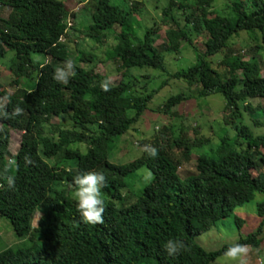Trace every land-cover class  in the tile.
Listing matches in <instances>:
<instances>
[{
	"label": "trees",
	"instance_id": "1",
	"mask_svg": "<svg viewBox=\"0 0 264 264\" xmlns=\"http://www.w3.org/2000/svg\"><path fill=\"white\" fill-rule=\"evenodd\" d=\"M184 1L175 4L171 0L161 7L162 15L191 45L195 56L190 66L173 73L167 72L163 61V53L169 51L166 43H154V22L139 37L133 13L125 2L80 1L87 14L83 36L98 45L108 38L113 40L104 59L116 62L122 70L118 83L105 92L101 82L108 80L107 75L95 72L93 66L75 68V76L67 85L53 79L55 69L69 60L64 40L69 11L63 1L0 0V59L6 50L12 52L7 68L11 72L9 84L14 87L8 91L0 84V100H10L6 105L9 114L16 106L23 109L14 118H0V217L10 222L16 236L28 235L25 246L0 251V264H143L150 259L155 264H210L233 244L257 246L264 225V201L256 204L262 220L244 238L205 250L194 237L251 200L254 193H264V135L253 134L240 120L242 111H248L257 115L251 116V126L264 125V108L256 112L245 102L248 98H264V76L257 60H243L241 54L227 47L228 39L239 31H264V0L231 1V18L213 11L214 0H188L190 6ZM207 17L215 31L204 39V50L199 51L191 35L205 32ZM116 26L118 31L114 30ZM174 34L173 29L166 32L169 38ZM31 53L48 60L34 63ZM217 53H221L219 62L225 72H219L207 60ZM77 54L82 63L97 61L92 53L79 50ZM131 68L156 70L168 78L197 83L202 94L218 93L223 98L221 121L233 126L234 135L220 136L212 153H200L196 173L180 177L176 172L181 159L187 160L192 149L209 142L195 127L192 141L186 138L183 126L170 125V141L163 140L162 131L160 138L155 137L154 131L148 139L138 141L142 147L138 158L126 165L108 160L113 139L133 129L158 88H148L150 72L136 74ZM138 77L143 80L136 81ZM186 99L182 93L170 95L156 110L175 116L171 108ZM50 111H57L67 122L48 125ZM11 130L21 132L14 155L8 150ZM72 143L85 144V149L70 150L65 157L70 161L68 168L50 163ZM145 146L156 148L158 156H149ZM25 155L35 163L26 165ZM7 157L18 166L6 171ZM141 166L154 178L132 202L123 204L125 178ZM92 170L103 173L111 186L110 198L104 200V223L96 225L83 222L76 199L68 195L74 188V176ZM8 176L15 177L14 190L8 188ZM34 210L41 216L31 228ZM169 239L184 241L190 251L168 256L164 244Z\"/></svg>",
	"mask_w": 264,
	"mask_h": 264
},
{
	"label": "rangeland",
	"instance_id": "2",
	"mask_svg": "<svg viewBox=\"0 0 264 264\" xmlns=\"http://www.w3.org/2000/svg\"><path fill=\"white\" fill-rule=\"evenodd\" d=\"M68 7L66 37L64 40L67 42L68 58L73 60L75 68H87L93 66V70L97 73H105L107 75L110 85H115L120 80V69L118 64L112 60L104 59V52L110 46L113 45V40L108 38L104 43L98 45L88 38H85L82 34L83 24L87 20V14L84 10L83 2L81 0H61ZM171 0H115L117 4L125 2L131 9L135 18L134 29L136 34L140 37L143 29L152 22H154V32L152 37L154 38L155 45L166 43L169 51L164 52V65L168 73L180 71L190 66L195 59L193 49L191 45L187 44L181 39L176 32L175 26L172 25L170 19L161 13V7L166 5ZM175 4L179 3V0H173ZM233 0H214L212 9L214 12H218L221 15L233 17V14L228 4ZM184 5L190 6V1L185 0ZM177 13V12H176ZM6 15L5 11L2 13ZM209 17L204 21L206 25L205 32L198 34L192 32L191 39L193 45L199 50H204V39L210 38L214 34V29L208 23ZM169 29H173L175 34L169 38L166 32ZM115 31H118V27H114ZM227 47L232 48L233 52L241 54L243 60L251 61L257 60L260 66V75L264 76V31L248 30L239 31L230 37L227 41ZM82 50L86 53H92L94 59H97L95 63L87 64L77 60V52ZM236 54L232 53V56ZM12 58V52L6 50L4 56L0 59V84L2 88L10 91L14 87L11 86V72L7 68ZM30 58L34 63L46 62L48 57L39 54L31 53ZM221 53H217L207 60L210 65L216 68L219 72H225V67L220 64ZM101 60V61H100ZM131 72L149 73V89L157 88L153 98L148 103V109L144 110L139 116L137 122L133 125V129L128 130L126 133L119 137H115L109 147L107 158L110 162L120 165H126L132 160L138 158L141 155L142 147L138 144V141L148 139L149 135L154 131L155 137L160 138L159 131H162L164 141H170V129L169 126L177 127L183 126L184 134L190 141L193 139L192 128H197L198 132L207 137L209 142L202 147L194 148L191 150L187 160L181 159L180 165L176 169L177 174L180 177H184L189 174L196 173V165L198 156L200 153L210 154L215 148L220 136L226 134L228 137L234 135L233 126L222 124V107L224 104L223 98L218 93L211 94L210 92L202 94L201 89L197 83L187 84L182 80L168 78L166 73H162L156 70L146 68H131ZM143 79L138 77L136 81H142ZM163 84L160 86V83ZM138 87V86H137ZM182 93L188 97V99L181 101L171 108V112L176 115L170 116L168 114L160 113L156 110V107L170 95ZM253 111L259 112L264 108V98L255 97L248 98L245 101ZM251 116H257L255 113L242 111L241 123L250 127L253 134L264 135V125L260 127H253ZM264 121V118L261 119ZM67 122L63 116L57 111L49 112L48 125L64 124ZM46 125V128L49 126ZM1 126V125H0ZM21 132L16 130L10 131V139L8 144V150L11 155H14L18 149L20 142ZM79 148L81 151L85 149V144L72 143L64 151L59 153L49 161L57 162L61 166L68 168L70 161L66 160L73 148ZM176 155L179 151L173 150ZM65 160H63V158ZM179 157V156H178ZM11 157L6 158L7 165L11 161ZM148 169L145 166H141L132 172L125 178L127 187L123 190L125 193L123 204L132 202L141 188L145 186L150 180L147 179ZM255 174V171H251ZM110 185V184H109ZM108 188L102 190L103 199L110 198L108 195ZM70 190V191H69ZM68 190V195L74 198L75 188ZM264 201V193H254L251 200L234 208V210L226 217L216 222L207 231H204L194 237V242L205 250H215L220 248L224 244H232L239 238H244L249 233L256 230L258 224L262 220L256 213V204ZM117 204L119 202L117 201ZM41 216L40 211L34 210L30 216L31 228L36 227L38 220ZM239 220V223L235 221ZM28 237H18L12 230L10 222L0 217V251L6 248L23 247L27 244ZM257 238L259 242L257 246H247L248 253L245 259L247 264H264V225L261 227V231ZM34 244L39 245V241L34 239ZM25 246V245H24ZM143 264H155L153 259L146 261ZM210 264H236L233 261H227L223 255L218 256Z\"/></svg>",
	"mask_w": 264,
	"mask_h": 264
},
{
	"label": "clouds",
	"instance_id": "3",
	"mask_svg": "<svg viewBox=\"0 0 264 264\" xmlns=\"http://www.w3.org/2000/svg\"><path fill=\"white\" fill-rule=\"evenodd\" d=\"M73 76H75V63L71 59L65 61L64 66L56 68L53 73V79L64 85H67L70 77ZM101 88L105 92L109 91L110 81L105 80L101 82ZM7 103H10L8 97L0 100V118L10 119L23 113V109L16 106L12 113L9 114L6 110ZM145 151L153 158L158 156V150L154 147L145 146ZM24 161L26 165L35 163L29 155H25ZM14 166L18 165H16L15 160H11L5 170L7 171L8 168ZM153 178L152 173L148 171L147 179L151 180ZM7 184L9 189L14 190L16 186L15 177L8 176ZM72 184L75 188L73 195L77 202V210L83 222L93 225L103 224L105 202L102 190L108 187L104 174L94 170L78 173L74 176ZM164 250L168 256L175 257L184 251H190V248L180 239H169L164 244ZM247 253L248 247L246 245L236 243L227 249L224 256L227 261H233L236 262V264H247V260L245 259Z\"/></svg>",
	"mask_w": 264,
	"mask_h": 264
}]
</instances>
